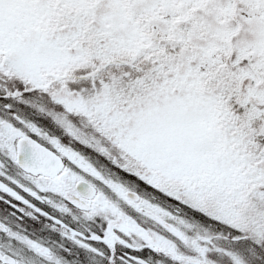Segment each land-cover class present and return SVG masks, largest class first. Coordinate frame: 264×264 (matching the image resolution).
I'll return each instance as SVG.
<instances>
[{
	"label": "snow or ice",
	"instance_id": "obj_1",
	"mask_svg": "<svg viewBox=\"0 0 264 264\" xmlns=\"http://www.w3.org/2000/svg\"><path fill=\"white\" fill-rule=\"evenodd\" d=\"M0 264H264V0H0Z\"/></svg>",
	"mask_w": 264,
	"mask_h": 264
}]
</instances>
